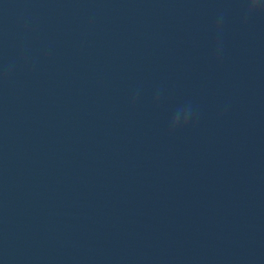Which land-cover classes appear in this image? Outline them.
<instances>
[{"label":"clouds","instance_id":"obj_1","mask_svg":"<svg viewBox=\"0 0 264 264\" xmlns=\"http://www.w3.org/2000/svg\"><path fill=\"white\" fill-rule=\"evenodd\" d=\"M244 3V12L246 17H250L252 15H255L259 13L260 15H264V0H243ZM187 118L181 124L179 127H184L188 124L190 116H191V110H187ZM176 128H172V130H175Z\"/></svg>","mask_w":264,"mask_h":264}]
</instances>
